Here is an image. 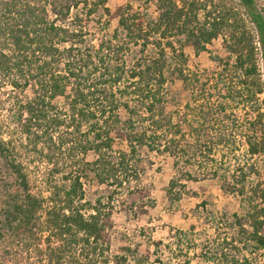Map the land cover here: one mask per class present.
I'll list each match as a JSON object with an SVG mask.
<instances>
[{
    "label": "trees",
    "instance_id": "1",
    "mask_svg": "<svg viewBox=\"0 0 264 264\" xmlns=\"http://www.w3.org/2000/svg\"><path fill=\"white\" fill-rule=\"evenodd\" d=\"M109 1L0 0V87L16 93L0 122V245L18 241L42 264H156L131 248L110 254L117 206L138 217L155 203L143 178L146 150L173 160L179 176L166 190L171 203L186 191L183 179L218 180L239 202L233 214L207 213L204 231L212 234L202 244L190 238L195 225L178 230L179 252L199 247L205 264H258L264 7L258 0H135L138 6L111 11ZM111 19L112 34L97 38L92 27ZM219 37L226 55L212 56L218 70L203 79L189 68L186 49L198 56ZM175 81L188 93L182 111L171 108ZM242 109L251 116L240 122ZM26 155L45 166V192L33 191ZM90 175L106 187L94 200L85 190Z\"/></svg>",
    "mask_w": 264,
    "mask_h": 264
},
{
    "label": "rangeland",
    "instance_id": "2",
    "mask_svg": "<svg viewBox=\"0 0 264 264\" xmlns=\"http://www.w3.org/2000/svg\"><path fill=\"white\" fill-rule=\"evenodd\" d=\"M135 0H111L108 2V8L114 11L116 7L125 5ZM219 3H233L235 0H215ZM261 7H264V0H258ZM153 10V7L151 8ZM110 25L103 27L95 24L92 30L101 37V32L112 34L116 27V20H109ZM104 22V20H103ZM96 38V39H97ZM186 53L189 56V68L199 72L203 79L209 77L218 70L217 63L212 56H225V46L222 37L214 40L208 46V52H202L198 56L192 48H187ZM9 86L0 87V122H4V116L10 112L13 103L12 98H16V93L11 91ZM168 92L171 96V108L183 110L188 100V93L184 90L182 83L175 81L168 86ZM19 92H17L18 94ZM22 99L31 95L30 90L25 94H19ZM251 116L242 109L238 112L240 122L245 121ZM6 136V135H5ZM145 159L144 183L152 191L154 199L153 207H148L147 212L141 216L133 217L131 214L122 211L117 206L114 212V228L112 230L110 254H122L125 248H131L133 252L137 251L139 255L148 256L151 262L159 264L161 260L164 264H205L199 258L200 251L195 249L189 251V255L179 252L176 246L175 233L180 231H189L195 225L196 231L190 235V238L197 240V244L204 243V240L211 236L212 231L203 221L208 212H221L233 214L239 211V202L235 196L224 194L220 189V183L215 179H200L198 181L185 180L181 182L186 185V191L180 201L172 202L169 200L166 190L170 181L177 178L179 174L173 168V160L166 156H158L156 153H149L146 150L142 152ZM30 156V157H29ZM31 158V161L28 160ZM33 158V159H32ZM87 160H94V154L89 153ZM262 158H258L259 164H262ZM22 162L28 166L27 173L31 179L34 192H45L43 185V175H45V166L31 155L23 156ZM151 162V163H149ZM85 190L89 199H96L106 194V187L100 186L90 175L85 178ZM161 242L158 252L155 243ZM185 243V242H184ZM185 247V246H184ZM6 250L10 254H6ZM254 261L258 264H264V249L254 256ZM0 264H42L37 251H26L24 245L10 241L7 244L0 245Z\"/></svg>",
    "mask_w": 264,
    "mask_h": 264
}]
</instances>
